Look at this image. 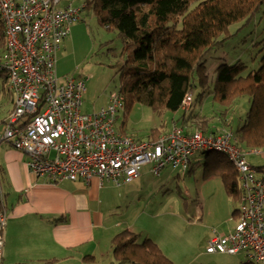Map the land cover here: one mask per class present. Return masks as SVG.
Wrapping results in <instances>:
<instances>
[{
    "label": "built area",
    "instance_id": "obj_1",
    "mask_svg": "<svg viewBox=\"0 0 264 264\" xmlns=\"http://www.w3.org/2000/svg\"><path fill=\"white\" fill-rule=\"evenodd\" d=\"M63 0H0V17L6 52L0 72L7 76L14 110L3 122L0 142L29 156L32 174L58 184L97 180L99 187H121L141 176L145 166L159 176L171 167L186 174L197 155H225L238 172L243 191L238 220L232 230L215 235L207 253L235 255L244 252L250 261L264 264V181L247 161L235 134L226 128L216 135L196 130L186 133L174 126L156 140L139 141L117 130L116 117L124 110L119 92L107 106L83 113L88 78L57 73V54L72 26L82 21L84 4L59 9ZM193 95L187 94L182 110L188 112ZM260 153L256 149L251 150ZM8 213L0 210V264H4Z\"/></svg>",
    "mask_w": 264,
    "mask_h": 264
},
{
    "label": "trees",
    "instance_id": "obj_2",
    "mask_svg": "<svg viewBox=\"0 0 264 264\" xmlns=\"http://www.w3.org/2000/svg\"><path fill=\"white\" fill-rule=\"evenodd\" d=\"M87 8L101 27L115 33L122 42V52L112 68H118L116 73L121 78L119 93L124 97L125 116L140 104L159 115L181 113L182 126L190 125L188 134L196 130L216 134L210 133L211 119L181 110L187 94L193 95L198 85L201 93L197 101L201 102L213 88L214 100L227 118L238 100L248 96L251 106L237 126L236 140L242 150L264 148V57L260 67L248 74V67L241 61L220 65L213 79L207 70L208 53L224 45L232 25L249 23L264 12V0H90ZM5 52V28L0 17V59ZM0 75L4 77L2 89L9 96L5 104L9 115L14 110L13 94L5 73ZM117 130L144 141L118 126ZM163 132L153 129L147 141L156 140ZM212 154L216 166L210 168L205 163V177H219L227 196L239 207L243 191L238 172L223 154L204 155L209 158ZM235 215L239 216L238 209ZM111 248L117 264H174L155 241L140 242L139 236L129 230L115 236Z\"/></svg>",
    "mask_w": 264,
    "mask_h": 264
},
{
    "label": "crops",
    "instance_id": "obj_3",
    "mask_svg": "<svg viewBox=\"0 0 264 264\" xmlns=\"http://www.w3.org/2000/svg\"><path fill=\"white\" fill-rule=\"evenodd\" d=\"M67 42L68 39L57 54L59 77L58 65L64 59L59 53L65 49ZM0 92H2V97L0 96V133H2L9 107L5 105L3 96L5 91L2 85ZM87 93L88 89L84 98ZM109 102L110 97H104L94 104L92 112L107 106ZM212 122L214 127H210V133H217L224 128L233 131L228 118L222 116L221 112ZM179 127L184 128L186 133L190 130L189 124ZM202 155L196 156L187 175L194 174L197 168L205 163H208L210 168L216 166V162L211 163L206 155L202 161L200 159ZM28 161L29 156L26 153L14 149L8 142H0V210H5L9 216L5 230L4 264H117L112 255V240L125 230L136 233L140 242L143 239L155 241L167 256H169L168 248L175 250L165 237L152 233L149 228V225L157 228L161 223L162 209L165 208L166 201L155 200L154 196H159L163 189L154 192L151 188L155 189L154 177L161 179L158 182L162 186L168 183L172 175L164 174L167 168L159 176H155L151 172V166L148 165L145 167L149 168L142 170L141 176L130 183L121 187L100 188L97 180L89 184L81 180L52 183L45 177L32 174L27 167ZM171 172L174 175L177 170L173 169ZM178 175L177 177H181L180 173ZM203 175L204 173L202 177ZM202 180L203 182L200 179L196 184L195 200L190 207L195 221L205 219L206 211L204 208L201 209L202 206L197 201L200 200V196L207 201L205 190L212 183L207 181H216L221 194L223 191L218 177L213 176L208 179L203 177ZM200 185H202L201 193H199ZM225 197L227 200L225 213L217 227L221 228L225 225L226 227L220 234L232 230L238 220L235 215L238 206L234 207V202ZM135 201L142 210L135 218H129L130 208ZM211 212L212 209L209 213ZM182 223L185 224L184 219ZM187 225L199 224L192 222ZM213 237L210 234L205 237L207 245ZM191 239H193L192 233ZM46 261L53 262L45 263Z\"/></svg>",
    "mask_w": 264,
    "mask_h": 264
},
{
    "label": "rangeland",
    "instance_id": "obj_4",
    "mask_svg": "<svg viewBox=\"0 0 264 264\" xmlns=\"http://www.w3.org/2000/svg\"><path fill=\"white\" fill-rule=\"evenodd\" d=\"M89 1L77 0L73 2V8H78ZM69 4V0H63L58 8L63 9ZM81 15L82 21L72 26L67 45L59 53V56L63 55L64 59L60 61L58 69L61 81L66 76L88 78L86 85L88 93L84 98L82 112L90 113L95 107L94 104L99 100L110 97L112 93L120 90L121 78L116 73L118 68H112V66L117 62L122 52V42L115 33H110L99 25L90 9H85ZM228 30L230 38L227 39L224 45L214 47L207 55V70L211 79L216 76L215 70L222 64L232 65L241 61L248 67L245 72V74H248L260 67L261 59L264 57L263 11L257 14L249 23L234 24ZM3 80L4 77L0 75V86L3 84ZM200 93L201 88L197 85L193 90L194 103L187 114H201L207 119L216 120L223 107L214 100L213 88L210 89L201 102L197 101ZM0 96L2 97V92H0ZM3 96L6 105H8L9 96L5 94ZM250 106V98L245 96L238 100L236 107L228 116V121L234 132L249 111ZM180 116L181 113L172 114L170 112L159 115L146 106L136 104L127 116L123 111L120 112L117 126L119 130L121 128L123 132L147 141L153 129L169 130L175 125L182 126L179 120ZM210 127H214L213 122ZM256 150L260 153L245 150L247 151V160L253 167L260 169L258 176L264 179V148ZM214 157L215 155L212 154L207 159L213 163ZM200 159L203 161L205 155L203 154ZM203 166L197 168L192 175H184L179 171L173 175L171 172L173 169L167 167L164 174L169 173L172 177L168 179L165 186L158 182L159 177H154L155 189L151 188V190L155 192L163 189L159 196H154L155 200L166 201L164 203L166 205L162 209L161 223L157 228H152L150 225L149 228L152 233L165 237L174 247L175 250L170 248L167 250L168 257L174 264H247L249 259L244 252L236 255L209 254L206 252L208 245L205 237L209 234L211 236L219 235L223 233L226 227L225 225L219 228L217 224L225 213L227 201L225 196L227 194L219 177V182L223 187V195L220 193V187L216 186V181H207L212 182L210 187L205 190L207 201L204 198L202 199V196L197 201L202 206L201 209L204 208L206 211L205 219L195 221L192 218L193 212H190L192 210L190 207L195 200L196 184L200 179L203 182V177L208 179L205 174L202 177V174L205 173V166ZM148 168L145 167L143 170ZM179 173L181 177H177ZM202 185L199 186V193H201ZM227 197L229 198V196ZM233 205H235L234 207L238 206L236 203H233ZM211 209L212 212L209 213ZM141 210L142 208L137 206V201H135L130 208L129 218H135ZM182 219L185 220V224L182 223ZM192 222L199 225H187ZM191 233L193 239L190 240Z\"/></svg>",
    "mask_w": 264,
    "mask_h": 264
},
{
    "label": "clouds",
    "instance_id": "obj_5",
    "mask_svg": "<svg viewBox=\"0 0 264 264\" xmlns=\"http://www.w3.org/2000/svg\"><path fill=\"white\" fill-rule=\"evenodd\" d=\"M87 4V3H86ZM87 9V8H86ZM193 103H194V96H193ZM193 105V104H192ZM182 110V109H181ZM191 110V109H190ZM189 110V111H190ZM183 111V110H182ZM185 112V111H184ZM201 131V130H199ZM232 131V130H231ZM203 132V131H202ZM233 132V131H232ZM204 133V132H203ZM218 133V132H217ZM216 133V134H217ZM235 134V132H233ZM205 134V133H204ZM216 134H206V135H216ZM235 138H236V135H235ZM254 150V149H253ZM245 151V150H244ZM247 152V151H246ZM204 154H211V153H204ZM215 154V153H214ZM220 154V153H219ZM225 156V155H224ZM226 157V156H225ZM227 158V157H226ZM228 159V158H227ZM229 161V160H228ZM248 161V160H247ZM234 167V166H233ZM192 168V167H191Z\"/></svg>",
    "mask_w": 264,
    "mask_h": 264
}]
</instances>
